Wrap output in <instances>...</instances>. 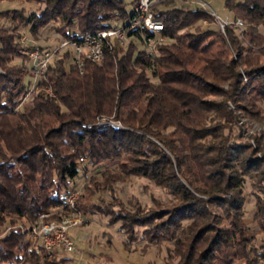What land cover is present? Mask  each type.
<instances>
[{
	"label": "trees",
	"instance_id": "obj_1",
	"mask_svg": "<svg viewBox=\"0 0 264 264\" xmlns=\"http://www.w3.org/2000/svg\"><path fill=\"white\" fill-rule=\"evenodd\" d=\"M19 1L44 9L30 15L24 10L0 12V233L7 223L24 227V231L17 228L0 236V264L47 262L48 255L40 242L28 237L30 227L51 209H56L57 218L65 210L66 196L77 189L78 180L88 177L89 184H94L95 178L82 167L81 158L87 159L89 167H96L119 163L124 155L133 165L121 163L119 173L104 172L108 186L122 181L123 176H142L177 194L183 202L168 213V218L163 215L157 225L154 221L159 218L153 214L122 215L125 219L119 220H125L122 230L129 241H134L136 226H149L150 230H159L151 234V240L164 237L181 245L183 264H232L231 258L224 259L220 252L222 247L248 245L241 226L242 188L245 176H251L258 179L257 187L264 193V155L257 156L258 151L249 144L229 143L234 119L229 103L239 105L250 93L264 96V65L240 72L238 61L232 58L226 62V52H213V48L217 43L226 50L230 45L237 48L241 46L237 41L247 39L246 52L264 56V0L256 7L247 0L227 1L226 9L234 15V21L241 20L239 16L247 21L241 36H237L240 30L232 27L226 28V37L213 30L181 35L211 16L200 8H156L154 12L165 26L163 34L174 44L158 46L149 56L141 38L133 33L129 35L128 50L114 44L106 51L102 65L88 63L83 73L71 60L65 70L51 64L37 89H51L56 98L39 92L23 111L19 107L30 91L34 69L12 65L23 55L19 30H28L36 37L40 30L60 24L65 38L76 41L118 29L112 27L113 22L125 20L127 25L138 0L132 1L131 14L125 0H0V5ZM214 37L219 42H206ZM24 49L30 53L35 47ZM242 51L238 50L239 59ZM69 57L71 51L63 60ZM103 117H113L120 125L112 121L98 124ZM210 117L211 123H218L206 125ZM170 128V135L164 133ZM28 133L36 139H24ZM13 136L18 145L10 141ZM207 138L210 140L205 144ZM195 159H204L212 168L209 178L214 183L203 192L210 196L208 200L191 191H202L190 178V163ZM225 194L231 196L221 198ZM214 206L230 211L239 233L215 229L211 237L208 234L212 225L206 224L193 233L190 245L177 238L179 231L185 232L183 227L188 221L197 225L209 220ZM258 217L264 221V200H258ZM149 232L146 229L145 234ZM202 241L209 247L196 254ZM33 243L41 246L42 258L28 253ZM17 251L25 252L24 256L20 258ZM253 254L256 260L249 264H264V251Z\"/></svg>",
	"mask_w": 264,
	"mask_h": 264
},
{
	"label": "rangeland",
	"instance_id": "obj_2",
	"mask_svg": "<svg viewBox=\"0 0 264 264\" xmlns=\"http://www.w3.org/2000/svg\"><path fill=\"white\" fill-rule=\"evenodd\" d=\"M132 1L133 0H125L127 12L130 14L133 11V7L131 5ZM200 1L208 5L209 10L216 13L219 20L210 17V19L198 23L194 29L185 31V33L183 32L181 35L188 34V32L200 34L213 30L221 32L223 36L226 37V28L225 30L221 29L219 22L220 20L226 21L227 19L234 21V15L226 9V3L229 0ZM236 1L241 2L242 0ZM247 2L252 7L262 4L261 0H247ZM162 7L168 9L177 7H191L195 9L200 8V5L197 4V0H164L157 6V8ZM43 9L44 7H33L21 1L16 3H3L0 5V12L10 10H24L27 15L39 13ZM238 18L241 19L239 21L243 23V27H229L240 30L238 31L239 33L237 36H241L245 28H247V21H245L241 16ZM125 26V20L112 23L113 28ZM64 30L65 29L62 25L52 24L40 30L36 37L30 35L28 30H19L17 33L20 34L18 42L20 44V49L22 48L21 51L23 50V55L20 59L16 58L12 65L22 66L24 64L25 66L32 67L31 63L29 62V54L31 52L28 53L24 49L32 46L35 47L34 50H48L54 53L56 52L51 64L55 66L58 65V67L60 66L61 68H64V70L67 69L70 64V60H73L72 57L66 58V62L68 63L63 60L65 54L71 51L70 49L59 50L60 46L67 40L64 35ZM171 40L172 42L166 45H172L175 43L173 39ZM206 42L217 43L219 40L214 37L209 38ZM237 42H240L239 44L241 46H237L236 48L230 45L228 49L229 51L226 50L227 47L224 48L223 45H219L217 43L213 48V52L225 51L226 62H230L232 58H234L235 61H238L239 63L237 70L240 72H246L264 65V56L246 52L248 49L247 39H240V41ZM129 44L130 42H127L124 45V48L128 50ZM140 48L141 49L139 50L142 51L143 48ZM238 50L244 51V53L242 51L243 54L242 58L240 59L237 55ZM138 52L139 51L137 50L136 54ZM62 61H64L63 64L61 63ZM152 81L154 83L158 82L155 79ZM33 82L34 75L32 77L30 91L23 99L22 104L19 107L21 111H23L26 105L31 103L33 97L36 94L39 92L46 94L45 89H33ZM224 86L226 89H228L227 85ZM245 98L247 100L239 103V105L234 102L229 103L234 119L233 123L231 124V132L229 134L228 140L230 144L235 145L249 144L253 150L258 151L257 156L262 158L264 155V96L261 97L250 93L247 94V97ZM206 99H211L214 101L222 100V98H216L213 96H207ZM212 115H214L213 112L210 114V116ZM208 117L209 116L207 115V118ZM97 121L98 124L111 123V121L112 123L119 124V122L113 121V117H103L99 118ZM216 123L218 122L215 121L211 123L210 117L206 125H214ZM164 133L170 135L172 133V128L166 130ZM27 136L28 137L24 139L30 138L31 140L33 138L30 137L29 133ZM33 139H36V137ZM209 140L210 138L205 139L204 143L207 144ZM10 141L13 145H18L19 143L14 136L10 137ZM121 163H128L127 155H124L119 163L108 162L103 166L89 167L88 161H86V163L82 165L83 168L89 170V176L91 178H95V181L93 185L89 184L90 180L88 177H83L77 181V189L81 191V194H84L81 199L80 197L78 198V200L80 199V211L77 209V216H83L84 223L72 228L69 231V235L77 243V248L72 252L59 251L55 253H48L45 250L48 255L47 262L41 260L39 264H183L184 260L183 257H181V245L179 247L175 241H170L168 238L164 237H159L157 240L150 239L152 233H158L159 230L156 228L150 230L152 227L149 228V226H136L133 242L129 241V236L125 233V230H122L123 224L125 223V220H119V218L125 219L122 215L131 213L132 215L140 214L141 217H145L148 214H153V216L159 218L158 220L154 221V225H157L161 221L160 219H162L161 217H163V215H166L168 218V213H170L173 208L177 207L183 202L177 194L171 193L169 189L164 188L158 185L155 181L142 176H123L122 181H117L113 186H108V184L104 181L103 173L106 171L111 173H119L120 169L118 166ZM128 165L132 166L133 164L128 163ZM190 165V169L192 171L190 178L195 181L194 187L202 191H194L189 186L188 187L199 198H203L205 200L210 199V196L203 192L207 191L206 189H208L207 187L210 186L209 184L214 183V180L212 181L209 178V171L212 168L204 162V159H195L194 163H190ZM176 173L180 175L179 169H177V167ZM257 180L258 179L254 177L245 176V183L242 188V199L244 201V205L241 210V226L243 227V232H245V238L248 242L247 247L245 246L244 248V245L240 248L237 246L235 249L222 247L220 252L224 259L229 256L231 261H233L232 264H249L250 260H256V257H253V253H256V251H264V221L258 217V200H264V193L262 188L257 187ZM230 196L231 195L229 194H225L222 195L221 198H229ZM55 211L56 209H51L48 213H51L52 216H54L56 214ZM210 216L211 217L209 220L202 221L197 225L192 223V221H188V224H185L183 227L185 228L186 233L184 230L179 231L180 234H178L177 238H179L181 241V238H183L185 241H187L186 244L190 245V239L194 236L193 233L206 224L212 225L210 228L211 232L208 234L211 237L215 235L213 232L215 229L226 230L230 233L238 230L239 233L240 229L236 228V220L230 216V211L228 213L219 206H214L210 208ZM17 228H20L22 231L24 230V227L21 226V224L11 225L10 223H7L3 228V234L0 233V236L4 235V233L7 234ZM189 228L194 229L193 232L190 233ZM146 229H149L151 232L145 234ZM208 235L207 237H209ZM29 236L30 235H28V237ZM40 247L41 246L39 243H33L27 249V251L28 253L34 252L39 256V258H42L40 256L42 253V251H40ZM197 247L196 254L199 253V251L201 252L209 247V243L205 244L204 241H202L199 242ZM187 249V247L184 248V251H187ZM243 252H246L247 255L243 254ZM24 253L25 252H19V257L22 258ZM258 264L262 263L260 262Z\"/></svg>",
	"mask_w": 264,
	"mask_h": 264
},
{
	"label": "built area",
	"instance_id": "obj_3",
	"mask_svg": "<svg viewBox=\"0 0 264 264\" xmlns=\"http://www.w3.org/2000/svg\"><path fill=\"white\" fill-rule=\"evenodd\" d=\"M163 1L138 0L135 14L125 27L86 35L76 41L66 40L59 50L70 49L72 51L73 64L83 73L88 63L102 65L106 60V51L112 49L114 44L124 46L130 41L129 35L134 33L141 38L147 54L152 56L158 46L172 42L170 38L163 34L165 32L164 23L159 19L158 14L154 12ZM197 4L200 5V9L207 11L212 18L218 19L217 14L211 12L208 5L204 2L197 0ZM219 23L223 30L229 26L235 28L243 27V23L239 20H220ZM55 54L56 52L48 50H34L29 54V62L34 69L33 89H37L39 83L45 80ZM45 90L47 95L56 98L51 89ZM80 161L83 165L87 160L81 158ZM80 194L81 191L78 189L72 191L66 196L65 210L61 211L57 218H53L54 216L51 213H46L28 230L29 235L34 240H38L48 253L72 252L76 250L77 243L69 235V231L84 223L83 216H77V200Z\"/></svg>",
	"mask_w": 264,
	"mask_h": 264
}]
</instances>
